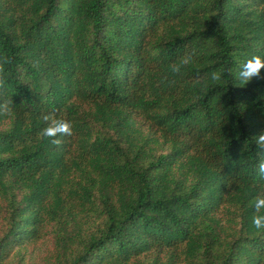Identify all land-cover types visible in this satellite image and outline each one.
<instances>
[{
  "label": "trees",
  "instance_id": "16d2710c",
  "mask_svg": "<svg viewBox=\"0 0 264 264\" xmlns=\"http://www.w3.org/2000/svg\"><path fill=\"white\" fill-rule=\"evenodd\" d=\"M253 56L264 0H0V264H264Z\"/></svg>",
  "mask_w": 264,
  "mask_h": 264
},
{
  "label": "clouds",
  "instance_id": "9594fccd",
  "mask_svg": "<svg viewBox=\"0 0 264 264\" xmlns=\"http://www.w3.org/2000/svg\"><path fill=\"white\" fill-rule=\"evenodd\" d=\"M190 62V57L182 58L180 63L173 66L172 70L179 73L182 65H187ZM3 66L0 65V89L4 87V80L2 79ZM264 58L260 56H253L247 60L240 69L235 73V78L239 84L246 87L254 79H264ZM210 79L214 82H221L223 79V72L221 70L214 71L210 75ZM12 112L11 102L5 100L0 101V116H9ZM43 120L46 122L39 135L43 138H48L53 144L59 145L61 141L56 139L59 136H71L72 124L62 118H59L55 112L44 115ZM256 146L264 150V130L253 136ZM258 171L261 177H264V160L258 164ZM254 208V215L252 217V226L257 230H264V190H261L259 195L255 197L252 202Z\"/></svg>",
  "mask_w": 264,
  "mask_h": 264
},
{
  "label": "rangeland",
  "instance_id": "374dc122",
  "mask_svg": "<svg viewBox=\"0 0 264 264\" xmlns=\"http://www.w3.org/2000/svg\"><path fill=\"white\" fill-rule=\"evenodd\" d=\"M51 246L52 243L47 238L45 241L17 250L5 264H30L32 261L37 260L46 250L50 249Z\"/></svg>",
  "mask_w": 264,
  "mask_h": 264
}]
</instances>
